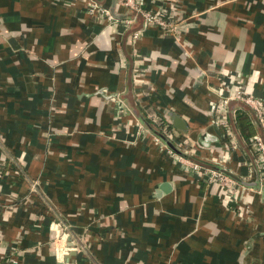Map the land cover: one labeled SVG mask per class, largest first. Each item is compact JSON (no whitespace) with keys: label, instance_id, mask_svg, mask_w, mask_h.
Wrapping results in <instances>:
<instances>
[{"label":"crops","instance_id":"0c3cea01","mask_svg":"<svg viewBox=\"0 0 264 264\" xmlns=\"http://www.w3.org/2000/svg\"><path fill=\"white\" fill-rule=\"evenodd\" d=\"M95 1L117 21L87 0H0V264H57L68 242L72 264H264V171H249L248 140L232 131L233 204L145 127L179 117L178 134L211 133L207 154L220 152L212 89L264 100V0H134L164 28Z\"/></svg>","mask_w":264,"mask_h":264},{"label":"built area","instance_id":"2783aa9c","mask_svg":"<svg viewBox=\"0 0 264 264\" xmlns=\"http://www.w3.org/2000/svg\"><path fill=\"white\" fill-rule=\"evenodd\" d=\"M87 1L89 3L90 13L103 16L108 23H115L117 21L114 15L111 14L103 5H99L95 0ZM124 2L126 6L136 12H139L145 23L157 24L163 28L166 26L167 22L165 20L161 19L149 10L143 9L141 5L135 3L134 0H124ZM133 37H138V31L134 33ZM224 84L225 83H222L218 87L212 89V93L215 97L211 106V124L218 128L222 127L227 134L226 136L228 141L225 144L223 143L220 152L214 158H211V156H208L207 154L212 151L211 148L201 145L189 135L183 133L178 134L173 127L168 128L166 125H163L162 130L158 133L167 139L175 149L167 147L159 136L155 134L153 135L154 141L165 146L166 153L175 157L174 159L178 162L181 169L191 172L207 186H212L218 189V193L224 197L226 203H233V201H237L240 189H243L244 179L234 176L226 169V163L232 157L234 150L238 148V142L232 133L228 117L229 115H232L235 103L246 105L251 110L255 122L259 124L261 129L264 131V100L250 96L238 89L237 91H234V93H230ZM149 123L158 129V126L163 123V119L153 114L149 119ZM139 128L141 132L144 130L142 125H139ZM248 142L250 149L254 153V166H249V171L252 172L254 169L259 172L264 171V137L257 133L251 136L248 139ZM262 179H264V177H262ZM263 184L264 181L260 182V188ZM237 210L241 216L244 212L249 210V207L237 206ZM51 225L58 227L59 224H55V222H53ZM64 229L65 228L63 227L58 232L63 241H65L68 236V232ZM67 252L68 249H65L64 246H62V248H58L56 250L57 259L62 258Z\"/></svg>","mask_w":264,"mask_h":264},{"label":"trees","instance_id":"16d2710c","mask_svg":"<svg viewBox=\"0 0 264 264\" xmlns=\"http://www.w3.org/2000/svg\"><path fill=\"white\" fill-rule=\"evenodd\" d=\"M235 105L236 106L234 107V110H233L231 117H230V115L228 117V120H229V123L231 126V130L238 137L241 136L242 138H244V140H248L251 136H253L252 128L254 127V125H256V127H257V126H259V124H257L254 121V119H252L251 110L246 105H242V104H239V105L235 104ZM162 119H163V123H161V125L158 126L159 131H158V129H156L155 127H153L150 124V126L154 130H156V132L160 133V130H162L163 125H166L168 128L169 127L172 128V125L168 120H166L163 117H162ZM255 134H257V133H255ZM220 141H222L225 144V143H227L228 139L224 138V139H220ZM248 145H249V142H248Z\"/></svg>","mask_w":264,"mask_h":264},{"label":"water","instance_id":"95a60500","mask_svg":"<svg viewBox=\"0 0 264 264\" xmlns=\"http://www.w3.org/2000/svg\"><path fill=\"white\" fill-rule=\"evenodd\" d=\"M169 122L174 128L180 129L182 131L186 130L184 121H182V119H180L179 117L173 116L172 118H170ZM145 127H147V129H150L155 135L159 136L161 140L166 144L167 147L171 149H175L167 139H165L162 135H160L158 132H156V130H154L150 126L148 120L145 123ZM216 138L217 137L215 135H212L211 133H207L205 136H203L204 141H201L200 139H198V142L203 146H207L210 141H214L216 140ZM160 188L163 191H168L167 189L169 188V185L167 183H163L160 186ZM66 245L68 247V252L62 258L57 259V264H72L69 260L72 257V255L75 254V251H73L72 249L73 244L68 242L66 243Z\"/></svg>","mask_w":264,"mask_h":264},{"label":"rangeland","instance_id":"374dc122","mask_svg":"<svg viewBox=\"0 0 264 264\" xmlns=\"http://www.w3.org/2000/svg\"><path fill=\"white\" fill-rule=\"evenodd\" d=\"M142 126L144 127V125H142ZM260 189H261V188L259 187V189H258L259 192L261 191ZM54 221H55V224H59L60 226H59V225H58V226L61 227V228L64 227V228H65L64 230H65L66 232H68V231H67V227L64 226L65 224H64L62 221H60L59 219L54 220ZM56 227H57V226H56ZM56 231H57V233H56V238H55V239H56V242L59 243L58 240H63V239H61V235L58 234V230H56ZM59 231H60V230H59ZM73 247H75V246H73ZM59 248H60V247H59Z\"/></svg>","mask_w":264,"mask_h":264}]
</instances>
